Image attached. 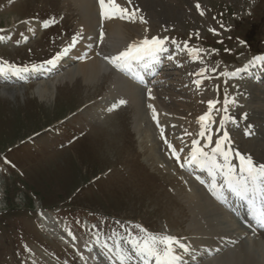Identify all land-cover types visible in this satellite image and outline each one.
<instances>
[{
    "label": "rangeland",
    "instance_id": "1",
    "mask_svg": "<svg viewBox=\"0 0 264 264\" xmlns=\"http://www.w3.org/2000/svg\"><path fill=\"white\" fill-rule=\"evenodd\" d=\"M123 1L130 12L135 11L133 20L115 18L119 36L124 37L125 43L152 37L165 39L162 52L167 53L168 64L155 74L153 71L145 74L153 77V81L156 79L153 88L146 90L155 91L156 95L152 91L148 95L153 104L159 100L162 105L158 104L165 111L162 113L166 121L170 117V122L161 129L150 127L153 123L145 116L150 102L143 107L140 92L141 111L131 106L107 118L93 116L94 105L103 103L105 95L108 99L115 95L116 77L103 75L95 84H85L82 76L73 78L71 75L76 65L45 83L37 80L33 85L20 83L0 87V170L5 171L0 177L4 193V203L0 204L4 207L0 209V264H78L76 252L54 239L55 235L42 226L41 221L45 219L42 215L38 218L36 212L40 208V214L49 215L47 218L66 222L63 227L71 236L70 240L81 238L79 241L83 242L95 235L110 245L123 239L142 240L150 234L167 233L174 238L177 236L189 250L195 234L189 203L196 200L197 188L189 177L182 178L181 165L174 161L178 162V158L188 153L192 146L188 137L202 140L208 130L212 132L210 144L204 146L201 141L197 147L213 152L216 142L223 139L222 117H231L235 112L239 115L245 108H249L251 115L257 109L256 104L247 103L246 99L237 101L239 106L245 107L243 110L234 109L236 102L227 103L226 98L248 83V80L241 82L243 79L233 81V74L241 72L239 77H242L247 73L242 64L264 55V0H131V4ZM72 2L74 0H0V63L23 67L47 60L61 50V46L68 45L69 42H64L66 32L72 30L76 21L71 14L76 13ZM46 21L51 22L47 27L44 26ZM29 24L36 29V34L28 35ZM110 44L111 41L103 47L105 52L110 51ZM190 49H199V56L194 59L189 54ZM93 60L98 61V58L94 56ZM240 65L243 69H239ZM146 66L148 63L138 69ZM131 71L133 73V69ZM201 72L203 75H198ZM56 81L59 82L56 90H52L51 85ZM197 81L202 82L198 85ZM43 87L50 91L38 94ZM3 90L9 94H4ZM257 95V100H264V94ZM181 97L183 100L178 101ZM208 101L216 103L211 110L212 122L204 130L205 136H201L198 118L210 111ZM223 113L230 114L223 116ZM139 118L140 126L137 125ZM225 120L228 136H233L232 142L260 143V137L251 132L250 126L244 132V119L229 122L227 117ZM247 134L251 135L248 139ZM228 141H223L222 150L230 148V156L236 151V145ZM250 143L242 145L258 153L255 148L260 146L256 144L252 148L250 145L254 143ZM215 160L218 164L224 163L220 154L215 155ZM230 163L234 166L233 159ZM215 174L218 179L222 176L219 171ZM210 202L218 208L211 210L221 226L231 227L228 214ZM39 219L47 232L39 225ZM232 233L237 232L232 230ZM251 241L249 252L264 263V248L254 246L256 240ZM245 246L243 244L244 251ZM223 250V255L233 251L237 257L235 264H240V250L232 245ZM181 251L178 250L179 254ZM222 252L218 261L214 259L218 255H213L196 263L183 264H225Z\"/></svg>",
    "mask_w": 264,
    "mask_h": 264
},
{
    "label": "bare ground",
    "instance_id": "2",
    "mask_svg": "<svg viewBox=\"0 0 264 264\" xmlns=\"http://www.w3.org/2000/svg\"><path fill=\"white\" fill-rule=\"evenodd\" d=\"M72 3L74 5V9H75L76 13L72 12L71 14L76 19V21H75V23H74V21L72 22V23H74V24H72V25H74L72 27V30H70L68 33L66 32V37H65L64 42H70V43L66 46H62V50H61V51H63V49L69 47V45H71L73 42V37H76V42H75L74 46H72L70 48L67 55H64V56H68L70 60L59 59L58 60L59 62L57 61L55 63V65H47V66L45 65L46 67L44 66L43 68H41L40 70L37 71L36 74L38 76H36L34 79H39V76H41V75H47V74H48V76L51 75V74H49V73H51L50 68H52L53 66H55V69L58 70V72L56 74L53 73L50 76L51 78L54 79L57 75L62 73V71L67 70L68 68L76 65L73 69H71L72 70L71 75L73 76V78L74 77L76 78V76H79V75L82 76L83 82L85 84L89 83V85L95 84L97 82V79H99V76L103 77V75H105V77H106V76L110 75V77H116L114 79L115 84L113 85V92L115 91L116 93L111 99H108L107 95H105L103 103L100 102L99 105H97V104L94 105L92 107V112H93L92 115L99 117V119H102L106 116H110L113 113H116V111L118 109H120L121 107H124V106L125 107H131V106L137 107L138 111H141V110H139V106H138L139 105V100H138L139 87L137 86V83L134 84L133 81H130L131 78H133V76L131 77V74H132L131 69L128 70V69H123V68H117L111 62L113 57L117 56L120 52L126 50L128 48V46L130 45V43L128 44V42L125 43L124 37L119 36L120 28L118 27L116 20L114 18L102 19L101 15H100L99 3L96 0H74V2H72ZM117 3L120 4L122 7L126 6V5H124L123 0L122 1L117 0ZM76 7H77V9H76ZM70 10H71V8H70ZM136 11H138V10H136ZM66 15H67V13H66ZM61 18H62V16H61ZM28 27H29L28 35L29 34L30 35L36 34V29L34 27H32L30 24ZM101 33H103L102 36H101ZM94 35H96V36H94ZM110 41H111V44H110L111 46L109 45V47H111V48L108 47L110 49V51L105 52L103 47L106 46L107 43H110ZM91 55H93V57L96 56V58H98V61L93 60V57H92V59H90ZM12 62H14V61H12ZM2 63H3V61H2ZM254 65H256L255 62H254V64H251L250 66L245 67L246 71L248 73H250V75H249L250 79L253 76L252 70L254 68ZM0 67H3V66L0 65ZM4 68L6 70L4 72H1V73H11L13 76V81H14L13 83H15L16 80L19 79L20 74H15L12 70L8 69V66H5ZM239 69H243V67L239 66ZM249 69H250V71H249ZM124 74L128 77H125ZM263 74H264V72L262 71L260 73V76H258V78L262 79L264 77ZM67 75H68V73H67ZM240 75H241V72H238V73L236 72V74L232 76V80L236 82V80L239 79ZM66 77L67 76H65V78ZM246 77H248V76H246ZM79 79H81V78H79ZM63 80H62V82H63ZM132 80H134V79H132ZM47 81H49V80H47ZM45 82L46 81H44V83ZM56 82H53L54 84L51 85L52 90H56V87L59 83L58 81H56ZM33 84H34L33 82H31V84H29V82L27 83V85H33ZM241 85L242 84H240V86ZM262 85H263V87H262ZM4 88H6V87H2V89H4ZM39 90H40V92H38V94L42 93L43 95L47 94L50 91L48 89V92H47L46 87H43V89L39 88ZM3 93L9 94L7 92V90H3ZM201 93L202 92H200V94ZM258 93L264 94V84H261L259 80H254V82H252V83H251V80H249V83L244 84L243 88H239L237 91L235 90L234 92L230 93V96L228 98H226L227 103H228V101H230V103L232 101L236 102V106L234 107V109L235 108H240V109L245 108L244 106L241 107L242 105L239 106L237 103V101H240L242 99H246L247 103L251 102L253 104H256L257 109H255L254 114H251V115L248 114L249 108L248 109L245 108L244 112L239 113V115H236L237 113L235 112L234 118H241V117L244 118L246 121L245 124L247 125L246 129L248 128V126H250L251 132L254 131L260 137V143H258V142L255 143L252 140H248V141L244 140V142L242 143L245 145L248 144L249 142H251L250 144L254 143V145H250V147L252 146V148L256 144H258L261 147V148L260 147L255 148V150L257 149L258 153H255V152L253 153V151L249 150L248 148L247 149L244 148L242 144L240 145L238 142H234V141L233 142L236 145L237 153H239L240 155H243L245 157L252 156L251 159L257 165L264 164V156H263L264 155V126H261L262 124L264 125V100L263 101L257 100L258 99V95H257ZM147 97H148V99H147L148 103L150 102L149 103L150 109L148 111H145V116H146L147 120L149 121V123H154L157 119H158V121L160 120V123L166 122V118L164 117L162 111L158 107H156L155 104L152 103L151 96L147 95ZM200 97L197 96V98H200ZM219 99H220V97H219ZM182 100H183V98L181 97V98H179L178 101H182ZM121 101H124V103H120ZM204 101H205V99H204ZM201 103H203V102H201ZM147 112H150L149 113L151 115L150 118L147 115ZM191 114L193 115V113H191ZM161 118H162V120H161ZM222 119H225V118L222 117ZM139 120H140L139 121L140 123L138 122V124H137L138 126L142 125V121L140 118H139ZM148 124H146V125H148ZM146 125H144V126L146 127ZM242 125H244V124H242ZM142 128H143V126H142ZM222 128L224 129V133L226 132L228 135L229 132L226 131V128H227L226 123H224ZM141 129H140V131H141ZM136 132H138V131H136ZM144 134H146V133H144ZM191 135H192V133H191ZM147 136H148V134H147ZM183 141H182V143H183ZM229 142L234 144L231 140ZM176 143H178V142H176ZM183 145H181V146H183ZM153 152H154V149H153ZM184 166H186V165L184 164ZM180 167H178V168H180ZM193 185L195 186V184H193ZM190 186L188 188H190ZM186 187H187V185H186ZM195 187L197 188L196 200L189 203L190 206H192L191 210L189 209V212L191 215V221L190 222L192 223V225L194 227V230H195L194 233L195 234H193V240L191 241L192 244H191V247H189L190 249L187 252H185L183 250L180 252L181 259L178 262V264H183V263H187V262L196 263V262H199L201 259L203 260L206 257L213 256V254H219V249L220 248L222 249V247H225L226 243L230 242V240H231V242L235 241V237H232V236L228 237V234H226V232H224L225 230L221 229L220 220L218 222V220H217L218 218L216 219L215 213H213L211 210V209H215L217 207L212 205V203L208 199L207 195L205 194V192L201 188H199L197 186H195ZM189 195H190V193H189ZM197 200H200V201L197 202ZM39 216H40V214H39ZM43 218L45 220H44V222L41 221L42 226H44L49 232H52L55 235V237H58V238L60 237V239H62L60 241H61V243H63V245L64 244L69 245L70 246L69 248H71L73 251L76 252V255H78V259L82 264H112V263H114V259H115L114 254L112 252H108V250L103 247L101 240L98 239L97 237L92 236V237L86 238L83 242L79 241L81 238L75 239L73 237L74 240H70V238H68L67 236L57 235V233H61V231L57 227H55L56 224L53 222L48 223L45 216H43ZM73 241H74V243H73ZM69 242H71V243H69ZM83 244L85 247L82 246ZM243 244L244 243H240L238 245V248H240V252H241L240 257L238 259V263H240V264H264L258 258H255L254 254L250 253L249 252L250 250L245 245L244 246L247 249L244 251ZM256 245L259 248L260 247L264 248V238H262V240L260 242L254 243V246H256ZM120 246L125 250L126 253L131 255V257H132L131 262H133L134 264H142L143 263V261L135 255V252L132 250L131 245L128 242H126L124 240V241H122ZM241 247H242V250H241ZM238 248H236V249H238ZM178 250H180V249H178ZM231 250H229L228 253H225L224 255L222 252L221 257H226L224 260V261H226L225 264H235L236 263L235 259L237 260V257L234 255L233 251H231ZM247 251L249 254L244 253ZM183 256H187V257H183ZM188 257H189V259L186 260V262H185L184 259L188 258ZM214 259H215V261H218L219 255L217 258H214ZM149 264H155V260L154 259L151 260L149 262Z\"/></svg>",
    "mask_w": 264,
    "mask_h": 264
},
{
    "label": "snow or ice",
    "instance_id": "3",
    "mask_svg": "<svg viewBox=\"0 0 264 264\" xmlns=\"http://www.w3.org/2000/svg\"><path fill=\"white\" fill-rule=\"evenodd\" d=\"M98 3L102 19L127 18L133 20L135 18V11L130 12L127 7H122L118 4L117 0H98ZM128 3L131 4V0H128ZM196 7L199 8L200 5L197 4ZM201 14L203 15V13ZM140 19L141 22H143V18L141 17ZM48 23L49 22L46 21L44 26L47 27ZM102 35L103 33H101V36ZM75 42L76 37H73V42L69 47L63 49L61 53L57 54L52 59L45 61V64L55 65L62 56L68 54ZM164 44L165 39L159 37H152L151 39L145 38L139 43L130 44L126 50L113 57L111 62L117 68L131 69L133 64L154 58L157 53L164 51ZM199 51V49H190L189 54L195 59L199 56ZM260 59L264 60V57ZM38 67L42 66L33 65L32 70H38ZM8 69L12 70L15 74L29 71L27 67L16 68L11 65L8 66ZM5 70L4 67H0V72H4ZM198 75H203V72L198 73ZM201 82L202 81H197V84L199 85ZM120 103H124V101ZM215 103L216 101H208L210 111L198 118L201 123V136L204 135V130L207 128L208 123L212 122L211 110L214 108ZM208 139L211 142V137ZM226 140H228V135L225 132L222 141L216 142V147L213 149L212 156H209L202 148L195 147L198 141H193L194 147L190 162L197 163L201 167L207 166L209 168V172L213 176V183L210 189L213 190V194H215L214 189L217 187L215 183V173L219 171L223 176V184L239 199L255 204V197L259 195L262 201L259 219L261 223L264 224V164L257 165L250 157H245L237 153L240 159L239 171L237 172V169L229 162V152L222 150V143ZM215 153H221L223 155V164H218L216 162ZM127 242L131 245L135 255L143 261V264H149L153 259L155 260V264H178L181 259L178 249L185 252L188 251L186 245L180 243V241L170 235L150 234L142 240L132 238ZM103 247L107 249L108 252L112 251L107 244H104ZM115 247V256L118 258L119 264H130L132 259L131 255L126 253L118 242Z\"/></svg>",
    "mask_w": 264,
    "mask_h": 264
}]
</instances>
